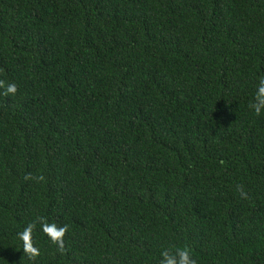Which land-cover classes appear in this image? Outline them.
<instances>
[{
  "label": "trees",
  "instance_id": "1",
  "mask_svg": "<svg viewBox=\"0 0 264 264\" xmlns=\"http://www.w3.org/2000/svg\"><path fill=\"white\" fill-rule=\"evenodd\" d=\"M262 77L264 0H0V264H264Z\"/></svg>",
  "mask_w": 264,
  "mask_h": 264
},
{
  "label": "clouds",
  "instance_id": "2",
  "mask_svg": "<svg viewBox=\"0 0 264 264\" xmlns=\"http://www.w3.org/2000/svg\"><path fill=\"white\" fill-rule=\"evenodd\" d=\"M7 92L13 93L15 91V85L9 84L6 89ZM252 110L259 114L261 108L264 107V77L259 81L256 95L254 97V102L250 105ZM42 230L46 233L52 241L56 242L57 245H61V237L65 231L64 227L59 229L52 225H42ZM31 225L26 227L22 232L18 233V237L23 241V250L25 252L35 254L37 249L34 248L30 241ZM162 260L161 264H196L195 260L191 258L186 250L177 249L175 256H169L166 252L161 253Z\"/></svg>",
  "mask_w": 264,
  "mask_h": 264
}]
</instances>
